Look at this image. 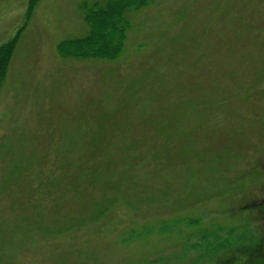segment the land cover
Listing matches in <instances>:
<instances>
[{
	"label": "rangeland",
	"instance_id": "1",
	"mask_svg": "<svg viewBox=\"0 0 264 264\" xmlns=\"http://www.w3.org/2000/svg\"><path fill=\"white\" fill-rule=\"evenodd\" d=\"M93 2L0 0V44L25 24L0 85V264H264V0H150L116 58L61 57Z\"/></svg>",
	"mask_w": 264,
	"mask_h": 264
},
{
	"label": "trees",
	"instance_id": "2",
	"mask_svg": "<svg viewBox=\"0 0 264 264\" xmlns=\"http://www.w3.org/2000/svg\"><path fill=\"white\" fill-rule=\"evenodd\" d=\"M37 1L29 0L26 19ZM149 2L150 0H104L103 3L84 4L83 19L89 27L88 32L80 37L61 40L56 46L57 52L64 58H116L123 48L126 31L130 26L126 11L139 9ZM24 25L17 29L11 38L0 44V85ZM213 240L208 246L212 245L211 249L214 251L223 250L231 243L229 239L219 241L216 236ZM259 245H255L256 249L253 248L251 252L256 251Z\"/></svg>",
	"mask_w": 264,
	"mask_h": 264
}]
</instances>
